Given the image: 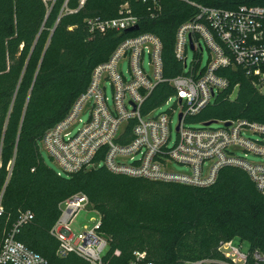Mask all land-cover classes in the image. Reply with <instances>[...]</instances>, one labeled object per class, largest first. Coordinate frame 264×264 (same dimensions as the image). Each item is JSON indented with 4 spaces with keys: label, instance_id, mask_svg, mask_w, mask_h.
Wrapping results in <instances>:
<instances>
[{
    "label": "trees",
    "instance_id": "16d2710c",
    "mask_svg": "<svg viewBox=\"0 0 264 264\" xmlns=\"http://www.w3.org/2000/svg\"><path fill=\"white\" fill-rule=\"evenodd\" d=\"M187 1L222 9L264 7V0H160L161 11L131 0L139 33H152L163 44L164 76L184 73L174 56L178 27L191 18ZM0 0V191L3 192L0 237L23 212L32 219L17 240L52 264H89L57 255L51 230L61 204L85 194L102 216L109 240L106 264H130L137 251L153 264H189L219 259L222 242L239 239L250 251L264 253V195L248 173L226 167L210 187L131 178L105 167L59 176L44 161L45 133L63 121L87 90L96 66L109 59L130 34H91L89 19L119 16L124 0ZM229 87L187 122L247 120L264 124V94L241 68L220 72ZM174 94L158 86L143 111L161 106ZM116 252H119L117 255Z\"/></svg>",
    "mask_w": 264,
    "mask_h": 264
},
{
    "label": "built area",
    "instance_id": "2783aa9c",
    "mask_svg": "<svg viewBox=\"0 0 264 264\" xmlns=\"http://www.w3.org/2000/svg\"><path fill=\"white\" fill-rule=\"evenodd\" d=\"M86 0H81L80 7ZM148 6L150 16L160 14V0H137ZM194 14L175 34L174 56L184 73L164 76L163 44L152 33H139V17L131 0H124L119 16L87 21L91 34L125 33L138 26L122 40L104 63L95 67L87 90L72 106L67 117L49 129L41 140L43 148L56 165L59 176L105 167L114 174L153 181L174 182L194 187H210L226 167L245 170L257 190L264 195V124L247 120L212 121L189 127L188 119L197 116L214 102L216 95L229 87L220 74L224 69L241 68L254 86L264 89V7L240 6L237 9L207 7L187 1ZM204 45V46H203ZM204 47L209 58L204 67ZM192 52V58H189ZM148 56V70L145 58ZM127 64L129 77L121 70ZM168 84L174 91L162 104L173 103L165 113L161 106L144 112L155 89ZM111 89V97L107 91ZM179 108L173 136V118ZM87 114L86 121L80 119ZM181 116V119H180ZM230 122L227 126L226 123ZM81 128L74 132L76 125ZM248 154L262 162L247 160ZM177 163L189 173L174 172ZM3 192L0 191V218ZM60 216L51 230L58 241L57 255H75L89 264H106L108 238L101 232L102 216L89 198L78 193L61 205ZM81 212L95 215L80 230H73L74 219ZM32 219L23 212L0 242V264H52L17 240L19 229ZM232 239L222 242L219 259H202L189 264H264V253L246 251ZM118 255L119 252H116ZM130 264H153L145 252L137 251Z\"/></svg>",
    "mask_w": 264,
    "mask_h": 264
},
{
    "label": "rangeland",
    "instance_id": "374dc122",
    "mask_svg": "<svg viewBox=\"0 0 264 264\" xmlns=\"http://www.w3.org/2000/svg\"><path fill=\"white\" fill-rule=\"evenodd\" d=\"M69 0H65V5H67V2ZM204 46V45H203ZM192 52H189V58L191 59L192 58ZM208 58H209V53L207 51V49L204 47V54H203V59H202V67H204L208 61ZM145 67L147 68L148 70V63H149V58L148 56L145 58ZM121 70L125 73V76L126 77H129V72H128V66L127 64H123L121 66ZM262 93V92H261ZM107 94L108 96L111 97V89L109 88L108 91H107ZM263 94H264V89H263ZM173 106V103H170V104H164L161 106V108L157 111V113H165L167 112L169 109H171ZM176 111V114L173 118V129H174V132H173V136L175 137L176 136V133H175V128L177 126V123H178V114H179V111L180 109L177 108L175 109ZM88 118L87 114H84V115H81L80 119L86 121ZM189 127H192V128H199L200 127V124L199 123H196V122H190L187 124ZM81 128V124H78L76 125L75 129H74V132H76L77 130H79ZM40 152H41V155L45 161V163L52 169H55L56 170V165L54 164V162L51 160V158L49 157L48 153L43 149V148H40ZM247 160L249 162H253V163H260L262 162V158L257 156V155H254V154H248L247 156ZM171 169L174 171V172H177V173H189V168L186 167V166H183V165H180V164H177V163H172L170 165ZM67 200V199H66ZM64 200V201H66ZM63 201V202H64ZM95 215L93 213H88V212H81L78 214V216L74 219L73 221V224H72V228L73 230H80L81 226L83 224H86L88 223L92 218H94ZM3 237H0V242L2 241ZM236 244H242L243 246V249L248 251L249 250V245L247 242H241L239 239H236L235 241Z\"/></svg>",
    "mask_w": 264,
    "mask_h": 264
},
{
    "label": "water",
    "instance_id": "95a60500",
    "mask_svg": "<svg viewBox=\"0 0 264 264\" xmlns=\"http://www.w3.org/2000/svg\"><path fill=\"white\" fill-rule=\"evenodd\" d=\"M138 29H139V27L136 26V27H133V28H130V29L126 30L125 33H126V34H127V33H131V32H133V31H137ZM180 119H181V116H180ZM212 123H213V122H209L207 125H210V124H212ZM226 125L229 126V125H230V122H227Z\"/></svg>",
    "mask_w": 264,
    "mask_h": 264
}]
</instances>
